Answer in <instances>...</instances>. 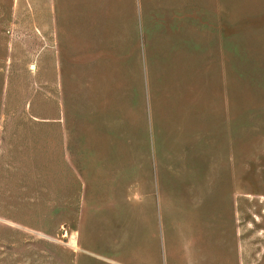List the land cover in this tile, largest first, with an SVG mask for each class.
<instances>
[{"label": "rangeland", "instance_id": "1", "mask_svg": "<svg viewBox=\"0 0 264 264\" xmlns=\"http://www.w3.org/2000/svg\"><path fill=\"white\" fill-rule=\"evenodd\" d=\"M113 1L0 0V264H264V0Z\"/></svg>", "mask_w": 264, "mask_h": 264}, {"label": "crops", "instance_id": "2", "mask_svg": "<svg viewBox=\"0 0 264 264\" xmlns=\"http://www.w3.org/2000/svg\"><path fill=\"white\" fill-rule=\"evenodd\" d=\"M76 4L74 6V9H80V6L82 4H86V3H80V0H75ZM83 2V0H82ZM123 2H125V0H114L113 1V5H112V12L115 14V15H119L121 17V19H123V22H124V33H125V28H126V32L123 37L121 38V42H113L112 44H106V45H102V44H99V40L94 36V34L92 33V36H91V39H83V35L82 33L79 34V33H76L75 35L72 36V38H70L71 42H74L75 43V47L77 49L80 48L81 46H86L88 47L89 44H92L93 45V48L92 49H89V50H86V51H97V52H101L98 50V48H100L101 46L105 47V49L108 51V52H119V53H122L123 52V55L122 57L124 59H128V56H127V44L129 43V24H128V27H127V23H126V18L129 14V12H127L125 10V7H123ZM117 8V10H116ZM92 11L94 12L93 15H95V10L92 9ZM61 26V25H60ZM78 30L76 29V32ZM61 33V32H60ZM63 34V33H62ZM68 40V39H67ZM67 42H70L69 40ZM77 43H80L77 45ZM109 54V53H107ZM104 54H99L98 57H103ZM166 74V73H165ZM28 261V259H22V261H18V260H15V264H18V262H21V264H24Z\"/></svg>", "mask_w": 264, "mask_h": 264}]
</instances>
